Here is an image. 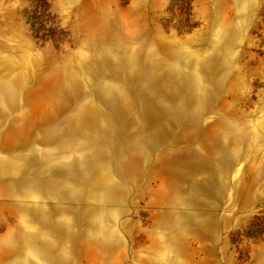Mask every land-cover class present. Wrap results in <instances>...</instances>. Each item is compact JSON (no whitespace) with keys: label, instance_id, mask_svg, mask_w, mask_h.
<instances>
[{"label":"rangeland","instance_id":"1","mask_svg":"<svg viewBox=\"0 0 264 264\" xmlns=\"http://www.w3.org/2000/svg\"><path fill=\"white\" fill-rule=\"evenodd\" d=\"M0 264H264V0H0Z\"/></svg>","mask_w":264,"mask_h":264}]
</instances>
